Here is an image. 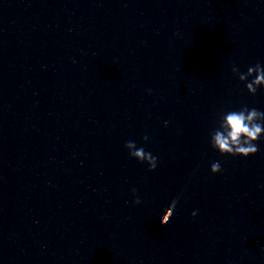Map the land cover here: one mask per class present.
<instances>
[{"label": "clouds", "instance_id": "obj_1", "mask_svg": "<svg viewBox=\"0 0 264 264\" xmlns=\"http://www.w3.org/2000/svg\"><path fill=\"white\" fill-rule=\"evenodd\" d=\"M231 70L241 82H246L245 87L249 94L255 95L258 88H264V66L260 64L250 66L246 73H241L235 65H233ZM253 76L254 78L249 80V77ZM218 123L219 127L211 133L210 143L212 148L221 155L246 158L255 155L259 151L256 142L264 135V111H260L255 107L249 109L244 106L239 110H229L220 113ZM143 139L147 141L148 137L145 135ZM125 147L132 158L141 163H147L149 171L156 169L158 158L145 151L143 147L137 148L136 143L131 140L125 143ZM221 171L220 162H213L211 172L217 174ZM132 191L135 194L136 190L133 189ZM135 203H140L139 198L135 200ZM175 205L176 201H173L172 206L165 211L161 220L162 224L169 222ZM192 215L195 216L196 212H193Z\"/></svg>", "mask_w": 264, "mask_h": 264}]
</instances>
